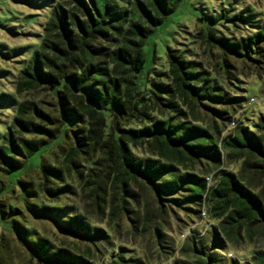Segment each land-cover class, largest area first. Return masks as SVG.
<instances>
[{"label":"trees","instance_id":"trees-1","mask_svg":"<svg viewBox=\"0 0 264 264\" xmlns=\"http://www.w3.org/2000/svg\"><path fill=\"white\" fill-rule=\"evenodd\" d=\"M56 1L17 76L18 96L42 99L19 103L0 94L13 115L10 126L0 117V226L36 264H90L106 239L92 217L110 205L116 220L131 212L130 198L140 203L147 193L159 207L147 209L144 222L163 219L154 226L160 245L169 244L164 227L174 208L205 209L213 222L204 236H188L187 253L173 264H264V250L248 261L226 255L264 230V113L226 132L245 105L240 76L245 68L264 69V21L248 10L201 17L215 69L199 72L168 48V71H146L148 38L183 0ZM225 20L247 29L221 33L217 25ZM227 162L240 163L239 171ZM79 189L90 205L84 212L66 203L76 202ZM45 221L72 240L45 238ZM121 251L108 264H139Z\"/></svg>","mask_w":264,"mask_h":264},{"label":"rangeland","instance_id":"rangeland-1","mask_svg":"<svg viewBox=\"0 0 264 264\" xmlns=\"http://www.w3.org/2000/svg\"><path fill=\"white\" fill-rule=\"evenodd\" d=\"M56 3V0H0V71H6L8 76H11L8 81L0 78L2 80L0 81V94L15 95L19 103L23 101L35 102L37 99H42L43 95L40 96L35 92H23L18 96L16 91L17 76L20 69L19 63L26 62L40 45L48 15ZM228 10H231V17L248 10L255 15V19L264 21V0H183L178 9L162 25L156 27L148 38L144 47L147 59L145 70L153 68L151 71H168L166 53L170 48L178 53L183 52L188 60L196 62L199 72L204 70L211 72L215 69L214 66L218 59L215 54H212V51L210 52L209 48V51H205L207 46L202 41L199 19L215 17ZM217 28L221 33L235 36L241 35L247 26L240 22L234 26L225 20L220 22ZM213 51L216 53L215 49ZM234 65L241 70L242 66L239 63L236 62ZM244 71V75L239 78L241 83L239 93L246 95L245 105L235 113L233 123L229 125L226 132L233 129L238 120L244 123L254 122L260 114L264 113V69L259 73L246 68ZM2 76L0 74V77ZM47 101H49L48 97ZM10 107L17 108V105L13 104ZM0 111L2 113L0 117L3 119L1 121L6 126H10L13 120L10 109H5L0 104ZM18 129L24 133L26 139L33 138L21 127ZM2 131L3 128L0 127V133ZM225 166L237 172L241 164L227 162ZM139 201L140 203L130 198L131 212L120 217L114 216L116 220L109 214L110 205L102 214L92 217L98 222L96 226L105 233L106 239L97 242L100 253L96 259H89L90 264H108L120 249L126 259L132 260L133 263L173 264L187 253V250L184 252L183 249L186 247L185 241L188 236L194 234L199 237L204 236L213 225V222L208 220L205 209L199 214L186 209L174 208L171 210L170 216L166 217L168 228L164 227L169 244L160 245L154 226L161 223L163 219L149 217L147 219L150 221L144 222L147 209L156 211L159 204L147 193H141ZM66 203L69 206L77 207L81 212H84V209L89 205L85 194L80 192V189L76 202ZM135 217L140 218V224L131 221ZM35 222L42 223L40 220ZM43 224L44 233L43 230H40L39 225L34 227L42 231L45 238H51L56 244L61 239L72 240L69 235L59 233L49 222L45 221ZM0 238H4V255L2 256L4 264H36L35 261H30L28 251L18 245L16 235L1 226ZM255 250H264V230L255 237L253 242L243 243L236 249L229 248L226 255L228 258L235 257L248 261ZM211 251L215 250L211 247Z\"/></svg>","mask_w":264,"mask_h":264}]
</instances>
